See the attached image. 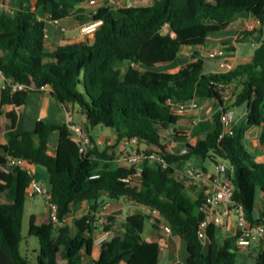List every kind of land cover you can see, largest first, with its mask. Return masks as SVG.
Returning <instances> with one entry per match:
<instances>
[{"label":"trees","instance_id":"16d2710c","mask_svg":"<svg viewBox=\"0 0 264 264\" xmlns=\"http://www.w3.org/2000/svg\"><path fill=\"white\" fill-rule=\"evenodd\" d=\"M0 1L16 3L11 11L0 12V71L12 83L27 86L15 93L9 86L1 89V106L19 108L29 93L50 87L58 104L84 116L91 139L84 155L67 123L39 121L32 131L17 133V115L11 118L5 133L7 154H0V164L11 156L45 168L59 222L30 225L28 236L40 244L35 261H30L21 246L34 176L21 168L11 174L0 170V264H57L59 259L85 264V256L93 253L97 223L91 212H99L103 197H127L157 209L172 235L187 245L186 261L179 264H247L238 260V235L220 240V227L215 225L207 231L209 244L204 248L199 238L204 194L194 196V187L189 189L175 168L144 161L141 185L132 187L122 179L134 174L136 167L116 163L109 155L111 148L101 146L92 131L111 129L117 142L137 140L152 146L180 168L191 158L215 166L228 164L234 201L244 206L250 226L264 224V40L250 62L227 72H207L198 51L185 67L166 68L183 48L205 47L210 34L232 21L259 19V28L264 29V0H147L149 5L134 4L145 0H124V6L111 0L89 15L87 22L102 21L92 40L58 46L53 52L45 46L47 17L53 22L74 18L85 12L82 5L90 0ZM220 48L232 50L231 45ZM193 100L213 103L212 120L193 123L185 138L175 136L184 150L171 154L161 142V131L174 130L187 115L175 109ZM237 108L245 109V120L240 125L233 122L232 135L224 134L221 117ZM256 127L262 129L261 161L245 145L247 132ZM54 133L58 144L52 153ZM80 203L89 204L91 212L66 224L65 218ZM146 220L145 214L129 216L121 237L106 243L93 264H121L126 258V264H159V244L143 240ZM116 227L113 218L104 224L105 231ZM259 244L264 246V239ZM255 264H264L262 246Z\"/></svg>","mask_w":264,"mask_h":264},{"label":"crops","instance_id":"0c3cea01","mask_svg":"<svg viewBox=\"0 0 264 264\" xmlns=\"http://www.w3.org/2000/svg\"><path fill=\"white\" fill-rule=\"evenodd\" d=\"M111 0H96L95 5L83 4L82 8H84L85 12L82 14H78L74 18H68L63 21L53 22L50 19V16L46 19V32L49 34V39L46 41V51L53 52L56 47L66 45V44H74L85 42L93 39V35L86 36L81 33V27L88 23L89 15L95 12L100 7L106 5ZM2 2V1H0ZM119 6H124L127 4V1L118 0ZM140 5H149L150 2L145 0L139 3ZM11 7L13 3L7 4ZM254 18L249 19H238L232 21L221 28L220 31L210 34L207 38V44L203 48H183L180 57L174 62L167 64L166 68L168 70H178L185 67L190 62V56L198 51L200 55H202L206 61H209L210 67L208 69L205 68L207 72L218 73L223 68L218 66V60L211 59L207 56L208 50L218 49L223 45H231L232 50L224 52L222 59L225 62H228L233 65V67H237L239 65L246 64L250 62L254 52L259 47L261 42L264 40V29H260L258 27L255 28V31L246 35V23L252 22ZM64 28L65 32H62L61 29ZM205 61V62H206ZM176 64V66H173ZM206 66V64H205ZM223 72V71H221ZM226 72V71H224ZM198 103L202 107V112L193 111L185 116H183L179 122L177 123L174 130L165 129L161 131V142L167 151L171 154H179L184 150V143L180 140L176 139L175 136L179 137H187L189 135V128L192 127V124L196 122L197 119L201 121L204 120H212L213 116V103L209 100H199ZM234 115V124L241 123L245 120V109L237 108L232 110ZM72 115V123L73 124H84L85 118L84 116L77 113L71 106H62L58 104L54 98H52L51 93L47 91H38L31 92L28 94L26 103L19 107L14 108L11 106L3 107L0 104V154H7V143L5 140L6 127L10 124L11 118L14 115H17V124L15 131L17 133L32 131L36 124L39 121L43 122H65L68 124V115ZM262 129L260 127H256L250 129L246 135L247 146L250 150L256 152L258 161L262 160L260 156V147H259V137L261 135ZM94 136V135H93ZM187 141L191 142V138H186ZM250 140L252 142H250ZM98 143L101 146L110 147L109 155L114 156V161L121 166L128 167L125 163V156L132 152V150L137 147L138 149L146 150L149 152H155V148L152 146H147L144 144H139L135 146L131 141H120L117 142V137L114 134H109L97 139ZM58 144V133H54L50 138V150L53 153ZM193 161H197L201 163L204 168H207V162H200L196 158H191L186 164L182 166V170H185ZM40 166L37 165H28L29 172L34 176V182L38 184L45 185L43 179L37 181V174H41ZM209 174H214L209 171ZM206 186L204 184V191H196L194 190L193 195L196 196L199 192L205 194ZM29 198V197H28ZM27 198V199H28ZM259 207L261 208L262 200L258 198ZM102 207L99 209V212H91L90 206L87 203H80L76 207L73 208V212L65 218V223L68 225H72L74 223L79 222L83 216L89 214L91 212L93 218L96 219L97 223L93 224V228H95L94 232V248L92 256H85L84 263L85 264H93L94 261L98 260L103 246L112 241L115 238H120L122 233L124 232L125 222L129 216L144 214L143 206L136 204L131 199L127 197H122L119 200H110L106 197H103L101 200ZM32 210V208H31ZM26 211H27V202H26ZM25 211V214H26ZM108 218L115 219L117 223L116 228H111L109 231L104 230V224L108 221ZM49 220V212L47 211L44 219V223H48ZM29 227L32 224H38V216L32 210L29 217ZM150 225L149 228L146 229V225L143 230V240L145 242H157L159 246L161 245L162 240H165L168 243L166 248H162L160 246L161 255L159 264H179L184 263L188 256L187 245L185 241L179 239L175 236H171L167 238L164 234L161 224L154 226V224L149 220ZM236 226L234 222L228 221L223 227H220L219 237L220 240H224L236 235ZM24 243L26 246L25 256L29 257L31 252L33 251V262L35 261L38 253L35 249H33V244L30 238L24 239ZM260 244L253 245L250 250H256V246ZM257 252L252 253L247 250H240L239 254H243L247 258L257 256ZM252 253V256H250ZM127 258L121 263L126 264Z\"/></svg>","mask_w":264,"mask_h":264},{"label":"built area","instance_id":"2783aa9c","mask_svg":"<svg viewBox=\"0 0 264 264\" xmlns=\"http://www.w3.org/2000/svg\"><path fill=\"white\" fill-rule=\"evenodd\" d=\"M89 5H95L96 0H90L86 2ZM84 3V4H86ZM114 3V2H113ZM129 6H132L130 4ZM11 11L9 5L0 2V12ZM102 21L88 22L81 27V33L86 36L94 35L99 25ZM261 22L259 19H254L252 22L246 23V31L252 32L256 27L260 26ZM65 32V29H61ZM49 39V34L45 33V40ZM225 50L222 48L208 50L207 56L211 59L218 60V66L223 68L226 72L233 70L232 64L225 62L222 59ZM5 86H9L13 93L17 91L26 90L27 86L12 83L6 78L3 72L0 71V90ZM40 91H47L51 93L50 87H42ZM202 107L198 101L193 100L190 103L179 104L175 109L177 114L185 115L193 111L202 112ZM197 119L195 124L200 122ZM221 121L224 128V134H233V121L234 115L232 112H228L222 115ZM68 125L72 135L73 140L78 144L81 154L86 155L91 147V139L87 133L84 124H73L72 115H68ZM135 146L137 145V140L131 141ZM144 161H150L152 163H158L164 168L173 167L175 168L179 177L185 181L187 187L192 189L194 186L203 182L206 186L204 200L202 204L201 211L203 213V220L199 227V238L202 241L204 248L208 247L209 241L207 236V231L211 225L216 227H223L228 221L234 222L236 226V234L238 235L236 246L240 250H248L253 245L259 244L264 239V224H255L250 226L245 208L242 204L237 203L233 199V184L231 180L226 176L229 168L225 164H220L216 166L217 172L214 174H207L205 172L193 171L190 165L186 167L185 170L178 167V164H170L163 155L157 154L156 152H147L146 150H140L135 147L132 152L125 156V163L128 167H136V172L122 181L131 185L132 187H139L141 185V172L142 163ZM21 168L28 170V162L24 159H17L11 156H7L5 161L0 164V170L3 173L11 174L15 169ZM29 171V170H28ZM29 198H34L36 196L43 197L48 205L49 220L58 223V206L52 201V193L48 187L33 182L31 188L27 192ZM144 214L149 217V220L153 224H161L164 222L157 209L151 207L143 206ZM160 221V222H158ZM162 228L164 234L167 238L172 236V228L169 224L162 223ZM162 248H166L168 243L162 240Z\"/></svg>","mask_w":264,"mask_h":264},{"label":"rangeland","instance_id":"374dc122","mask_svg":"<svg viewBox=\"0 0 264 264\" xmlns=\"http://www.w3.org/2000/svg\"><path fill=\"white\" fill-rule=\"evenodd\" d=\"M13 6H16V3L13 2ZM206 61V60H205ZM173 66H176V64H173ZM210 67V63L209 61H206V66L205 68L208 69ZM221 71H225V70H221ZM220 71V72H221ZM243 123V122H241ZM240 123V124H241ZM239 124V123H238ZM239 124V125H240ZM92 134L94 135V137L96 139L98 138H101L103 136H106V135H109V134H114L111 129H105V130H99V129H94L92 131ZM250 142H252L250 140ZM245 145L247 146V143L245 142ZM248 150H250V148L247 146ZM143 150V148H142ZM251 153L253 155H257L256 152L250 150ZM130 154V153H129ZM228 165V164H226ZM40 170H41V174H37V181H39L40 179H43V181L45 182V185L46 187H49V183H48V174L46 172V169L43 168V167H39ZM190 168L193 170V171H200V172H205L207 174H209L208 172V168H209V171L212 172V173H216L217 170H216V166L214 164H211L209 162H207V168H204L201 163L197 162V161H193L192 164H190ZM194 190L196 191H204V183L203 182H200L198 185L194 186ZM192 193H194L192 191ZM31 208L32 210L34 211L35 214H37L38 216V223L41 224V223H44V219H45V215L48 211V205H47V202L46 200L41 197V196H36L34 198H28L27 199V211H26V214L24 216V221H23V236L26 240V238H28V230H29V217H30V213H31ZM146 229L149 228V225H150V222L149 220H146ZM31 242H32V246H33V249H35L38 253L39 251V248H40V244H39V240L32 236V237H29ZM260 246L264 247L263 244H260L259 246H256V250H250L248 249L247 251H251L252 253H255L257 250H259ZM21 251L22 253L25 255L26 253V246H25V243L23 242L22 243V246H21ZM33 251L31 252V254L29 255V260L30 261H33L32 258H33ZM252 253H250V256H252ZM238 260L241 261V262H247V264H255V257H251V258H247L246 256H244L242 253L239 254V257H238ZM57 264H67L66 261L62 260V259H59Z\"/></svg>","mask_w":264,"mask_h":264},{"label":"water","instance_id":"95a60500","mask_svg":"<svg viewBox=\"0 0 264 264\" xmlns=\"http://www.w3.org/2000/svg\"><path fill=\"white\" fill-rule=\"evenodd\" d=\"M226 176L229 178L230 177V170H228Z\"/></svg>","mask_w":264,"mask_h":264}]
</instances>
